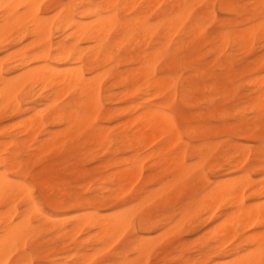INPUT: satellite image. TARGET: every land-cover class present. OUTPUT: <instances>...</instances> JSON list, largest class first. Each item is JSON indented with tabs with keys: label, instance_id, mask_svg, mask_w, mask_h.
Returning <instances> with one entry per match:
<instances>
[{
	"label": "rangeland",
	"instance_id": "374dc122",
	"mask_svg": "<svg viewBox=\"0 0 264 264\" xmlns=\"http://www.w3.org/2000/svg\"><path fill=\"white\" fill-rule=\"evenodd\" d=\"M40 1L41 10L46 17H52V15L53 17H57L58 15L67 16L77 7L81 6L82 2L87 3L98 0ZM201 1V3L195 6L193 11L202 12L205 17L202 23L205 39L200 41L202 45L200 54L203 69L207 73L205 85L209 88L203 92H197L191 102L188 103V106L187 103L182 102L179 95V99H177L172 111L175 112L176 108H181L187 115L202 113L200 120L186 123L178 122L182 141H188L191 145H196L198 148L194 147L202 150V154L194 152L198 153V156L193 157L195 154L192 150H189V154L187 153L188 156L190 155L189 158L186 155L180 163H177V159H172L177 158V155L181 154L182 141H180L181 144H173V136L168 134L166 137L163 136L158 140L153 139L156 133L151 136L153 142L148 141L152 142L149 144L150 146L146 147L147 144L143 145V143H147L146 141L133 149L124 148L122 143L115 144L108 149L90 140L92 130H88L75 141L76 143L83 144L81 147H76L77 145L72 144L71 147L60 149L59 151L56 147L49 145L53 143L54 138H59L61 135L60 131L62 127L58 119L45 113L41 124H39L40 126L37 127V122L32 121L30 118L39 107L40 109L46 108L45 102H42L38 95L29 100H25V96L23 95H20V98L18 97V101L16 100V102L20 103L23 110L20 114L13 112L16 102L1 106L0 143L7 136L17 135L18 139L24 141L25 144L20 150L0 147V155L6 152L17 154L16 161L20 163V166L16 169L11 168L10 170L7 167L1 166L0 174L7 177L13 189L17 188L15 192L23 193L22 197L14 199L11 204L4 205L3 202H0V210L13 209L9 217H13L15 221H18L19 215L26 210H30L31 207L37 206L41 210V213L38 214L33 209V212L30 213L34 226L45 223L46 217L57 218H54L55 220L53 221H48L45 224L46 227L41 228L40 231L36 229V232L29 235L28 238L25 237L24 243L22 239L12 246L9 252L12 254L9 256L8 264H100L102 261L105 264H218L217 262L223 264V262H231L240 254H245L249 249L255 248L252 240L248 241L249 237L247 235L250 233L255 235L257 231L260 232L261 230V232H264V226L256 228L247 227L248 229H246L244 228L246 225L240 224L243 226V230L236 222V231L231 234L232 237H226L224 234L226 237V239L224 238L225 242L221 236L223 235L221 234L222 227L227 223L226 217L233 213L236 208L227 203H221L216 208V205L213 203L214 207L212 209L209 207L212 206L210 201L198 207V209L196 208L202 196L206 195L216 183L227 180L234 183L238 180L243 183L244 179L247 180V177L251 182L240 184L238 191L242 190L241 192L244 193L247 204L257 205V202H259V205H264V192L262 195L250 197L255 191L264 188V154H261L260 158L258 157L259 151L264 148V143L260 140V137L264 136V112L260 108L264 105V80L259 77V75H263L264 78V39H262L259 33L249 47L239 37L236 38L237 32L244 30L245 27L249 28L253 24L261 23L262 17L253 18L252 20L248 19L247 11L244 9L229 12L222 7V0ZM237 1H239L241 6L248 5L251 8L250 3L252 4L255 0H250V2L249 0ZM201 4L212 5V8L211 10L202 9L199 7ZM27 26L24 25L21 29L12 31L6 39L9 45L0 49V57L5 54L1 58L4 71H7L12 65L10 60L18 58V56L12 55V53L24 48L29 43L27 48L28 51L30 50L29 55H34L43 49L42 47H48L49 45L55 48L56 44L62 41L65 36V33L59 29L58 20H56L52 26L48 41L32 46L31 43H33L34 39V42L37 43L36 37L29 35L23 39L22 43H16L23 34H26ZM212 26L213 28H211ZM222 33H229L227 34L229 36L227 43H223L218 38ZM7 53L9 54L7 55ZM174 58L178 62L175 76L182 75L179 78V82H181V78L188 77L190 71L183 68L180 54L174 53ZM219 61L221 62L219 63ZM15 74H12V76ZM36 89L39 90L40 88ZM180 90L181 85H179ZM201 94L204 97H201ZM65 99L67 97L62 98L60 102L62 103ZM261 101L263 105L258 106V103H261ZM194 104L197 105L195 108L193 107L195 106ZM126 105L116 101L112 107L121 108ZM257 107L259 110L256 109ZM26 119L29 120L28 122H35L36 125L33 123L34 126L31 125L32 128L30 127L31 129L29 128L27 132H24L26 127H24L23 121L26 123ZM128 120H130V117L123 116L121 119L113 121L110 124L105 122L101 124L114 127ZM21 130L24 131L21 132ZM122 130H128L132 134L139 129L137 126L124 127L123 129L122 127H117L114 132L119 134ZM185 130L199 133L193 135L191 138V135ZM234 134L235 136H233ZM165 139L166 141H164ZM44 145H46L49 151ZM143 147L146 148L143 149ZM163 147L166 150H163ZM262 152L264 153V149ZM144 153L147 154L144 155ZM147 155L146 159L144 156ZM131 156L135 158L133 157V159ZM228 156L232 157L231 161L227 159ZM126 157L130 160L129 163H127L128 161H124L127 160ZM186 157L187 159H185ZM190 157L193 158L191 159ZM139 159L144 162H140ZM136 160L139 161V165L137 166L138 161ZM133 162H136L135 165ZM131 167L134 169V171L132 170L133 172L130 171ZM47 169L50 170V174L45 173ZM186 170L191 171V173H189L185 180L184 178L186 177L180 178L179 175ZM139 171H141V175L138 174ZM131 175L133 178H131ZM121 176L129 178V188L127 187L126 189L125 187L124 189V186H127V181L125 178V182H123L124 180ZM38 177L39 179H37ZM120 177L122 180H120ZM130 178L134 184L132 182V184L129 183ZM172 179H175V181ZM46 181H50V184H44ZM168 181L172 184H169L170 182L168 183ZM22 184L25 185L21 187ZM123 184L125 185L122 186ZM105 186L107 187L104 188ZM166 186L170 187L167 188ZM118 187L124 189H120L122 191L121 195ZM115 189H118V193ZM28 192L31 193L34 199V206L33 204L29 206V203L25 199L27 194H29ZM151 196H154V198ZM76 197L85 199L88 207H97L98 212L103 217L110 215L109 212L113 211L112 213H115L118 210L127 211L131 214L129 226L123 229L124 232L121 231L122 235H120V231L118 232V235H116L118 237L117 240L111 236L115 241L113 242L111 239L113 242L111 245L106 243L107 247H109L104 248V251H102V248L105 243L101 242H105V239L106 241H110L111 237H102L100 234H98V237L95 233L97 232L96 230L100 233L98 227L81 225L82 227L80 226V230H78L79 226L75 225V222L76 224L78 223L72 218L78 214L79 210L70 207V205H75V201L72 199H76ZM57 201H61L60 206L55 205ZM207 203H209L208 206L206 205ZM64 204L66 205L64 206ZM222 205L224 209H221ZM12 206L13 208H11ZM174 207H178V210L174 209ZM143 219L150 222L148 229H145L141 225ZM55 224L57 228L60 227V231L54 227ZM73 226L78 229H75ZM169 231L171 233L167 235L166 232ZM76 232L78 233L76 234ZM0 234L2 236L1 228ZM246 236L247 240L244 238ZM21 241L24 244L22 246L19 245ZM142 243L146 244L149 249L137 251L141 250ZM101 246L100 250L98 247ZM221 246L223 247L220 248ZM14 248H16L15 251H13ZM96 249L100 254L98 252L95 254ZM72 251L74 252L72 253ZM89 252L90 254H88ZM144 252L145 254H143ZM131 254L134 256L132 257ZM89 255H92V257L90 256L92 259L86 260ZM84 257L87 258L85 259ZM81 258H84L87 262L82 263L84 259L81 260Z\"/></svg>",
	"mask_w": 264,
	"mask_h": 264
},
{
	"label": "bare ground",
	"instance_id": "6f19581e",
	"mask_svg": "<svg viewBox=\"0 0 264 264\" xmlns=\"http://www.w3.org/2000/svg\"><path fill=\"white\" fill-rule=\"evenodd\" d=\"M40 2V0H0V49L9 45L6 40L7 36L12 31L21 29L24 25H28L25 32L26 34H23V36L16 41L18 44L22 43L23 39L29 35L36 37L37 43L34 42V39L33 43H31L32 46L48 41L52 26L56 20H58L59 29L65 33L64 38L56 44L55 48L54 46L48 45V47H42L43 49L36 54L29 55L30 50L28 51L27 49L29 43L27 46H24V48L12 53V55L18 56V58L10 60L12 65L7 71H4L2 66L3 61H1V58L5 54L0 57V108L3 104L11 102L15 103L20 95L25 96V100H29L38 95L41 101L45 102L44 104L46 108L40 109L39 107L34 114L32 113L33 115L31 114V120L37 122L38 127L40 126L39 124H41L45 113H47L48 116L58 119L62 127L60 137L54 138L52 141L53 143H50L49 145L56 147L59 151L60 149L71 147L72 144L77 145L76 147H81L83 144L76 143L75 141H77L80 136L85 134L88 130H92L91 141L108 149L119 143H122L124 148L133 149L146 141L147 143H143V145L147 144L146 147L150 146L149 144L153 142L151 136H153L152 134L154 133H156V135L154 134L153 139L158 140L163 136L166 137L168 134L173 136L172 143L178 144L182 141L178 129V122L181 121L186 123L201 119L202 113H191V115H187L181 108H176L175 112L172 111L177 99H179V95L181 96L182 102L187 103L188 106V103L191 102L197 92H203L205 89L209 88L205 85L207 73L203 69L200 54L202 49L200 41L205 39L204 27L202 26L205 17L202 12L193 11L195 6L202 2L201 0H98L87 3L82 2L83 4L77 7L72 13L67 16L58 15L57 17L55 15V17H53V15L52 17H46L41 10ZM261 3L262 0H255L252 4L250 3V8L248 5L241 6L237 0H222V7L229 12L244 9L247 11L248 19L252 20L253 18L257 19L262 17L259 8ZM259 25L260 23L253 24V26L249 28L245 27L244 30L237 32L236 38L239 37L245 45L249 46L259 34ZM211 28H213V26ZM227 34L222 33L218 38L223 43H227L229 39ZM174 53L180 54L183 68L190 71V75L181 78V82H179V78L182 77V75L175 76L178 62L174 58ZM8 54L9 53H7V55ZM12 55L10 54V56ZM221 61H219V63ZM14 73L16 74L12 76ZM261 76L259 75V77L264 80L263 75ZM260 83L262 84L261 80ZM179 85H181L180 91ZM38 87L40 88L39 90L36 89ZM65 97H67V99L61 103L60 100ZM201 97L204 96L201 94ZM116 101L127 105L121 108H114L112 106ZM201 103L203 102L201 101ZM262 103V101L261 103L259 102L258 106L263 105ZM196 106L197 105L193 107L195 108ZM260 108L262 109V112H264V105ZM256 109L259 110L258 107ZM22 111L20 103L16 102L13 112L20 114ZM257 112L259 113V111ZM123 116L130 117V120L114 127L101 124L102 122L110 124L113 121L121 119ZM26 120V123L23 121L26 130H21V132H27L31 125H36L35 122H28L29 120ZM23 124L21 123L22 127ZM21 125L19 124L20 127ZM131 126H137L139 130L132 134H130L128 130H122L119 134L114 132L117 127H122L123 129L124 127L129 128ZM185 131L191 135V138L193 135L199 133L196 131ZM148 134L150 135L148 136ZM233 136H235V134ZM166 139L164 141H166ZM260 140L264 143V136L260 137ZM182 143L181 154L177 155V158L172 159H177V163H180L181 160L184 159L189 150H192L193 153L198 152L202 154V150L197 149L198 147L196 145H191L188 141H182ZM24 144V141H20L17 135H14L5 137V140L0 143V147L20 150L24 147ZM46 145L44 146L46 147ZM146 147H143V149ZM165 147H163V150H166ZM263 149L264 148H262V150ZM262 150L258 153L259 158L263 153ZM145 154L147 153H144V155ZM194 154L195 156L193 157H196L197 154ZM16 157L17 154L12 152L1 154L0 167H7L9 170L11 168L16 169L20 166V163L16 161ZM144 157L147 159L148 155ZM193 157L190 158L192 159ZM127 158L128 157H126V159ZM141 159H139L140 162L142 161ZM185 159H187V157ZM227 159L231 161L232 157L228 156ZM124 161H128L127 163H129L130 160L127 159ZM143 162L144 161H142V163ZM127 163L125 162V164ZM133 163L135 165L136 162ZM138 163L139 161L136 166L139 165ZM132 167L130 171H134L135 168L133 167L134 169H132ZM3 172L5 173V171ZM49 172V169L45 171L46 174H50ZM140 172L141 171L138 172L139 175H141ZM189 173H191V171L186 170L182 172L179 177H186L184 178L186 180ZM132 175L131 178H133ZM121 177H123V182H125L126 177ZM131 178L129 183L132 182L134 184V182L131 181ZM120 180H122V178ZM172 180L175 181V179ZM239 180L241 179L239 178ZM126 181L127 186H124L125 184L122 185L124 186V189L125 187L126 189L127 187L129 188V178H126ZM237 181L234 183L233 181L230 182L227 180L225 182L216 183L206 195L202 196L196 208L198 209V207L209 201L212 203V206H209L211 208L214 207L213 203L216 205V208L217 205L221 203H227L236 208L233 213L226 217L227 223L222 227V232L224 233L221 232V234H223L221 235L223 237L222 240L224 238L226 239L228 236L230 238L231 234L236 231V222L242 229L244 225H246L244 227L246 229H248L247 227L256 228L264 226V205H259V202H257V205L247 204L244 193L241 192L242 190L240 192L238 191V186L246 182L248 184L250 179L247 177V180L244 179L243 183L239 181L238 183ZM169 182L170 181H168V183ZM47 183L50 184V181H46L44 184ZM169 184L172 183L170 182ZM24 185L25 184H22L21 187ZM106 187L107 186L104 188ZM16 189H13V186L10 184L6 176L0 174V202H3L4 205L11 204L14 199L22 197L23 193L20 194L15 192ZM120 189L121 188H119L121 195V190L123 188ZM263 190L264 188L255 191L250 197L262 195L264 192ZM24 193H26V191H24ZM154 196L151 197L154 198ZM25 199L29 203V206L34 203L31 193L27 194ZM146 199L148 198L146 197ZM72 200L75 201V205H70V207L79 210L78 214L72 218L78 223L76 224L75 222V225L79 226H77L79 229L73 226L75 229L77 228L80 230L81 225L95 226L100 229V233L96 230L97 232L95 233L97 235L100 234L102 237L109 236V238L113 236L116 238L115 240H117L118 237L116 235H118V232L120 231L119 233L122 235L121 231L126 229L130 224L131 214L127 211L118 210V212L115 211V213H112V211L111 213L109 212L110 215L103 217L98 212L97 207H88L85 199L76 197V199ZM170 200L172 199L170 198ZM60 204L61 201L55 203L56 206H60ZM208 204L209 203L206 205L208 206ZM65 205L66 204H64V206ZM11 208H13V206ZM175 208L177 209L178 207H174V209ZM32 209L38 214L41 213V210L37 206H34V208L31 207L30 210H26L18 216V221H15L13 217H9L13 209L8 208L6 211L0 210V228L2 229V236L0 234V264H8L9 256L12 254L9 252L12 249V246H14L19 240L23 239L22 241L24 243L26 240L25 237L28 238L29 235L36 232V229H39L40 231L41 228L46 227L45 224L48 221L57 219L55 217V219L52 217H46L45 223L34 226L30 218V213L33 212ZM221 209H224L223 205ZM186 217L188 218V216ZM149 223V221L144 219L141 221V225L145 227V229L149 228ZM240 224L244 225L241 226ZM54 227L60 231L59 226V228H57V225L55 224ZM171 231L166 232L167 235L171 233ZM261 231H257L255 235L250 233L249 235H253L252 237L247 235L249 237L248 241L250 242V240H252L255 248H258L260 243L264 241V232ZM78 232H76V234ZM76 234L74 235L76 236ZM247 236L244 237L246 240ZM113 237L110 238V241H106L105 239V242H101L103 244L105 243L104 246L102 245L103 248L102 246L98 248H100V250L102 248V251H104L103 249H106L107 247L106 243L111 245L115 241ZM225 239L224 241L226 242ZM22 241L21 244L19 243L20 246L24 245L22 244ZM222 247L223 246L220 248ZM15 249L16 248H14L13 251H15ZM142 249L148 250L149 248H147L146 244L142 243L141 250L139 249L137 251H142ZM252 251L253 249H249L245 254H240L233 261L227 263L223 262V264H238L239 261L244 260ZM73 252L74 251H72V253ZM97 252L99 253L96 249L95 254H97ZM88 254H90V252ZM143 254H145V252ZM92 255H89L88 258H84H87L86 260L89 258L92 259ZM133 256L134 255H132V257ZM83 259L81 258V260ZM85 259L82 263L87 262ZM217 263L219 264V262Z\"/></svg>",
	"mask_w": 264,
	"mask_h": 264
},
{
	"label": "snow or ice",
	"instance_id": "6c2138e0",
	"mask_svg": "<svg viewBox=\"0 0 264 264\" xmlns=\"http://www.w3.org/2000/svg\"><path fill=\"white\" fill-rule=\"evenodd\" d=\"M200 8L202 9H208L211 10L212 5H199ZM261 15H262V20L259 25L258 31L262 36V39H264V0H262V3L259 5ZM264 154V153H262ZM39 179V177L37 178ZM100 264H105V262H100ZM238 264H264V241H262L259 245L258 248L253 249L252 252H250L247 257L239 261Z\"/></svg>",
	"mask_w": 264,
	"mask_h": 264
}]
</instances>
